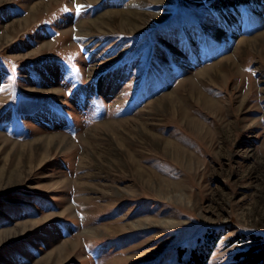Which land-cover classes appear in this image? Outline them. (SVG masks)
I'll return each instance as SVG.
<instances>
[{"label": "rangeland", "instance_id": "obj_1", "mask_svg": "<svg viewBox=\"0 0 264 264\" xmlns=\"http://www.w3.org/2000/svg\"><path fill=\"white\" fill-rule=\"evenodd\" d=\"M257 241L264 0H0V264H239Z\"/></svg>", "mask_w": 264, "mask_h": 264}, {"label": "trees", "instance_id": "obj_2", "mask_svg": "<svg viewBox=\"0 0 264 264\" xmlns=\"http://www.w3.org/2000/svg\"><path fill=\"white\" fill-rule=\"evenodd\" d=\"M200 257V255H199ZM239 264H264V241H257L246 249L237 253ZM196 262V258H194Z\"/></svg>", "mask_w": 264, "mask_h": 264}, {"label": "snow or ice", "instance_id": "obj_3", "mask_svg": "<svg viewBox=\"0 0 264 264\" xmlns=\"http://www.w3.org/2000/svg\"><path fill=\"white\" fill-rule=\"evenodd\" d=\"M75 7H76V12H77V14H79V12H80L81 8L83 7V5H76ZM89 7H90V6H89ZM63 11H68V9L65 8V9H63Z\"/></svg>", "mask_w": 264, "mask_h": 264}, {"label": "bare ground", "instance_id": "obj_4", "mask_svg": "<svg viewBox=\"0 0 264 264\" xmlns=\"http://www.w3.org/2000/svg\"><path fill=\"white\" fill-rule=\"evenodd\" d=\"M249 103H250V102H249ZM252 107H253V106H252ZM247 108H248V107H247ZM248 109H249V108H248ZM248 109H247V110H248ZM247 128H248V127H247ZM249 131H250V130H249ZM245 132H246V131H245ZM230 212H231V211H230Z\"/></svg>", "mask_w": 264, "mask_h": 264}]
</instances>
